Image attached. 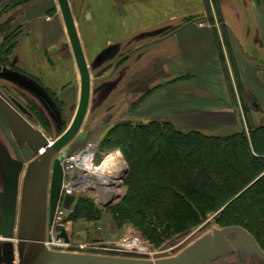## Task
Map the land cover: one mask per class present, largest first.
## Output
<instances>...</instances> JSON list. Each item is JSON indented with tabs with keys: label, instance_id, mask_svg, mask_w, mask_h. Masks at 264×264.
Here are the masks:
<instances>
[{
	"label": "crops",
	"instance_id": "obj_1",
	"mask_svg": "<svg viewBox=\"0 0 264 264\" xmlns=\"http://www.w3.org/2000/svg\"><path fill=\"white\" fill-rule=\"evenodd\" d=\"M41 1L0 2V23L8 21L12 29L22 25L3 78L17 85L25 97L36 99L35 103L28 100L42 117L38 123L50 126L62 111L73 119L81 83L59 7L31 20L25 16ZM70 2L92 73L89 112L97 99L104 117L117 111L114 104L128 96L127 112L150 114L131 118H227L231 121L216 127L232 133L262 124L264 0H218L221 18L213 0ZM107 82H111L110 90H93V85ZM126 86L146 89L132 92L129 98L131 93L123 90ZM44 102L52 104L54 117ZM121 114L110 117H127ZM213 124L208 121L192 128L213 134ZM118 155L108 157H115L116 167Z\"/></svg>",
	"mask_w": 264,
	"mask_h": 264
},
{
	"label": "trees",
	"instance_id": "obj_2",
	"mask_svg": "<svg viewBox=\"0 0 264 264\" xmlns=\"http://www.w3.org/2000/svg\"><path fill=\"white\" fill-rule=\"evenodd\" d=\"M213 3L221 18L218 0ZM9 24L0 23L2 66L22 32V25ZM108 135L106 141L115 139L131 162L130 201L145 222L154 217V240L184 233L219 211L215 219L222 227H245L264 249V123L217 135L169 120H123ZM84 204L85 215L94 217L92 202Z\"/></svg>",
	"mask_w": 264,
	"mask_h": 264
},
{
	"label": "water",
	"instance_id": "obj_3",
	"mask_svg": "<svg viewBox=\"0 0 264 264\" xmlns=\"http://www.w3.org/2000/svg\"><path fill=\"white\" fill-rule=\"evenodd\" d=\"M56 7L60 9L80 74L79 102L70 124L55 139H49L40 124L38 129L31 127L32 134L28 130L16 132L27 165L23 175L17 234L0 237V264H264V249L249 230L239 225L213 227L176 255H169L166 246L152 257H145L117 252L63 250L46 244L48 225L55 214L64 176L62 161L68 146L81 133L92 96V73L70 0H43L26 10L25 16L31 20ZM5 70L0 64V78ZM17 105L24 112L28 111L20 102ZM4 107L0 105V112L9 117L7 112L14 109L5 104ZM73 197H66L67 207ZM119 197L117 193L111 196L108 204ZM65 215L69 216L68 210ZM56 229V238L69 242V237L63 232L64 226L58 225Z\"/></svg>",
	"mask_w": 264,
	"mask_h": 264
},
{
	"label": "rangeland",
	"instance_id": "obj_4",
	"mask_svg": "<svg viewBox=\"0 0 264 264\" xmlns=\"http://www.w3.org/2000/svg\"><path fill=\"white\" fill-rule=\"evenodd\" d=\"M2 78L3 76L0 79ZM94 79L95 75L93 74V81ZM116 80H119V75L118 77H116ZM130 82L134 83L133 81ZM1 85L2 84H0V88ZM8 87L9 89H11V85H9ZM97 87L99 90H103L104 92L112 88L111 82L103 83L100 86L93 85V90L97 89ZM145 89L146 88L143 86H126L123 88L125 92L131 93V95H129V98L133 97L132 92L138 93V91H144ZM20 98L24 104L23 106L25 108H31L36 117H38L39 120H42L40 113L34 110L35 106L29 104L30 102L23 96H20ZM124 98L125 100L114 104L113 107L116 108L117 111L114 110V112L111 111L109 113H106L104 117L100 114L99 107L101 105L100 102H98V100L96 99L95 103H93V107L89 112L88 118L86 119L79 137H77L67 148L68 154L70 152L82 150L89 144H95V165L100 166L99 170L101 171V173L106 171L107 168L108 171L105 173L115 176V182L113 183V180H108L109 183L103 182L102 184L99 180V182L97 181L96 184H89L88 187L81 190L80 192H77L71 202L72 206L74 207V212L69 214V216L62 220V224L64 226L63 232L69 237V241L71 243L83 246L84 249H81L82 251H95V248L101 245L114 247L120 245L122 240H124L126 237H138L152 250L151 257L155 254V252H158L162 246H166V251L169 255H176L187 245L192 243L199 236L209 231L213 227H222V224L217 222V220L215 219V215L219 211L211 214L201 224L192 227L184 233L172 235L169 238L164 239L159 237L158 240H154L152 238L149 232L153 229V225L151 222H149V220H153L154 217L147 216V218L149 219L147 222H145L144 219H141V215L135 213L136 210L134 208H137L135 201H133L135 199H132L131 197L130 201L129 195L132 192L133 186L131 180V172L133 171L131 162L129 161L127 154H125L123 146L117 145L115 143V139L106 141V138H108L109 136L108 134L110 129L116 124L123 122V120H131L133 122H148L154 120L151 117L131 118V115L133 114L135 115L149 113H144L141 111H139L138 113L127 112L130 103L127 100L128 96H124L123 99ZM12 105L15 108V112L12 110L7 112L10 118L0 112V160L2 165L1 167L3 169V173H1L2 186H0V237H14L17 234L18 212L20 204V179L27 162V160H24L17 151H15L16 154L14 155L12 150L13 147L10 144V141H15L18 147L20 145V141L16 133L17 130L22 132H26L28 130L29 134H32L31 127H33L34 130L38 129L37 124L35 125L34 122H32L26 116V114L23 113L14 103H12ZM108 106L110 107L111 105L108 104ZM2 107L5 108L3 105ZM120 112L126 114L127 117L123 119L110 117L121 114ZM211 119L192 120L190 117H173L171 119L159 118L157 120H169L178 127H182L184 129L196 127L200 124L207 125L208 121H210L215 123L211 125V127L214 126L216 128H213V134L228 135V133L231 132L226 127H216L219 123H225L227 121H231V119ZM262 121L263 122L261 123H264V119ZM70 122V113L62 111V116L59 119L57 118L56 121L54 120V122H52V125L41 126L46 129L47 137L55 139L68 127ZM10 124H13V126H10ZM4 128H8L9 134H5L6 132H4ZM3 148L6 149L7 152L3 151ZM14 148H16V146ZM116 154H119V164L117 167L114 166L113 162V160L116 161V159H114L115 157L110 160L108 158L110 155ZM14 164H17V166ZM10 166H14V172L9 171ZM92 178L96 179V175L92 174ZM111 186L114 187V190L111 188ZM116 190H118L117 194H119L120 197L116 198L112 203L108 204V200L111 198V196L116 194L114 193L116 192ZM87 200H90L95 206L94 214H92L94 215V217H90L89 215H85L84 213V201ZM126 200L131 202L130 205ZM161 229L162 228H160L159 230L161 231ZM159 230L158 232H160ZM98 251H101L102 253L105 252L100 249ZM117 253L121 255H127L124 251H119ZM128 254L131 256L137 255L133 252Z\"/></svg>",
	"mask_w": 264,
	"mask_h": 264
},
{
	"label": "built area",
	"instance_id": "obj_5",
	"mask_svg": "<svg viewBox=\"0 0 264 264\" xmlns=\"http://www.w3.org/2000/svg\"><path fill=\"white\" fill-rule=\"evenodd\" d=\"M91 145L93 144H89V146ZM87 147L88 146L76 152L68 153L62 161L64 176L60 187L59 198H58L55 214L53 216L51 224L48 225V237L46 244L49 247H57L58 249H63V250L84 249L83 246L73 244L70 241L66 242L64 238L57 239L56 234L58 231L56 227L62 223L63 219L66 218L65 213L67 212V210L69 211L70 214L74 212V207L72 206V204H70L68 207L65 205L66 197L69 195L74 196L77 192H80L81 190L88 187V185H83L81 180L82 162L84 161L85 164L89 159V158H84V152ZM95 155L92 158V160L95 159ZM95 249H94L95 251L92 252L102 253L101 251H98L100 249L103 250V252L105 251L104 253L124 251L127 255H129L128 253H132V252L137 254L136 256L150 257L152 255V250L150 249V247H148L138 237H132V238L126 237L124 240H122V242L118 246L111 247L107 245H101L96 247Z\"/></svg>",
	"mask_w": 264,
	"mask_h": 264
},
{
	"label": "flooded vegetation",
	"instance_id": "obj_6",
	"mask_svg": "<svg viewBox=\"0 0 264 264\" xmlns=\"http://www.w3.org/2000/svg\"><path fill=\"white\" fill-rule=\"evenodd\" d=\"M4 67V66H3ZM6 74L8 75V73H7V70H5V72H4V74H3V76H6ZM0 84H2L1 85V88H0V105H3L4 106V104L6 105V107H11V108H13L14 110H15V108L13 107V105H12V103H14L23 113H25L26 114V116L32 121V122H34V124L36 125L37 124V126L39 125V123H38V117H36V115L33 113V111H32V109L31 108H29V107H26V109L28 110L27 112L28 113H26V112H24L21 108H20V106H18L17 105V103L18 102H20L21 104H23V102H22V100H21V98H20V96H23L24 98H27V97H25L24 96V94H23V92H20L19 90H18V86L17 85H13L10 81H8V80H6V79H0ZM9 85H11V89H9ZM31 99H29V98H27V100L29 99L30 101H31V103H33L36 99L34 98V97H30ZM28 100V101H29ZM31 103H29V104H31ZM35 103V102H34ZM50 104V103H49ZM47 102H44V107L46 108V110L54 117L55 116V111H54V109L51 107L52 106V104H50L49 105ZM8 105V106H7ZM24 105V104H23ZM28 106V105H27ZM31 114V115H30ZM55 119V118H54ZM53 119V120H54ZM47 126H49V125H47ZM1 129V128H0ZM2 130H3V128H2ZM43 131H44V133H45V135H47L46 134V129L43 127ZM4 132H6L5 134H9V130H8V128H4ZM6 136V135H5ZM18 138H19V141H20V137L18 136ZM10 144L12 145V150H13V153H14V155L16 154V152L15 151H17L18 153H19V155L21 156V157H24V153H23V151H22V146H21V143H20V145L17 147V144H16V142L15 141H10ZM16 146V148H14ZM3 151H5V152H7V150L6 149H4L3 148ZM2 152V151H1ZM7 154V153H6ZM12 156V155H11ZM1 159V158H0ZM14 165H16L17 166V164H14ZM26 165H27V162H26ZM26 165H25V168H26ZM2 165H1V160H0V186H2V184H1V182H2V174L1 173H3V169H2V167H1ZM9 171L10 172H14L15 171V168H14V166H10L9 167ZM24 172H25V169H24V171H23V173H22V177H21V185H20V189H19V196H20V203H21V193H22V184H23V175H24ZM19 210H20V204H19ZM18 217H19V212H18ZM59 225H63L62 223L61 224H59ZM0 257H1V254H0Z\"/></svg>",
	"mask_w": 264,
	"mask_h": 264
},
{
	"label": "bare ground",
	"instance_id": "obj_7",
	"mask_svg": "<svg viewBox=\"0 0 264 264\" xmlns=\"http://www.w3.org/2000/svg\"><path fill=\"white\" fill-rule=\"evenodd\" d=\"M94 147H95L94 145L88 146L84 152V158H89V159L85 164L83 161L82 165H81L82 166L81 180H82L83 185L96 184L97 181L99 182V180L102 184H103V182L109 183L108 180H113V183H114L115 182V180H114L115 176H112V175L105 173L108 171L107 168H106V171H104L102 173L99 169H94L95 163H94V160H92V158L95 155V148ZM112 158H114V157H112ZM92 174L96 175V179L92 178ZM101 180H105V181H101ZM111 188L113 189L114 187L111 186ZM113 190H111V191H113Z\"/></svg>",
	"mask_w": 264,
	"mask_h": 264
}]
</instances>
